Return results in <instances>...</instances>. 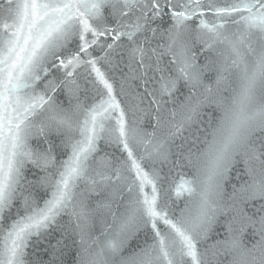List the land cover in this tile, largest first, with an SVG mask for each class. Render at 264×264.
<instances>
[{
  "label": "snow or ice",
  "instance_id": "6c2138e0",
  "mask_svg": "<svg viewBox=\"0 0 264 264\" xmlns=\"http://www.w3.org/2000/svg\"><path fill=\"white\" fill-rule=\"evenodd\" d=\"M70 237L73 264H264V0H0V264Z\"/></svg>",
  "mask_w": 264,
  "mask_h": 264
},
{
  "label": "water",
  "instance_id": "95a60500",
  "mask_svg": "<svg viewBox=\"0 0 264 264\" xmlns=\"http://www.w3.org/2000/svg\"><path fill=\"white\" fill-rule=\"evenodd\" d=\"M201 62H203L202 58H201ZM52 74L54 75L55 72H53ZM119 75H120V73L117 70L116 76L119 77ZM58 95H60L61 99L64 98L63 94L58 93ZM169 106H171V105H169ZM185 135H188V133L186 132ZM177 143H181V141L178 140ZM106 150L110 151V152L113 151V149H106ZM61 158H66V157H61ZM165 171L167 172V168L165 169ZM186 171H187L186 169L174 167L172 169L171 174H170V179L178 180L180 175L185 173ZM34 173H36V175H34ZM38 175H42V173H38V170H36L35 168H29V170L26 172V176L28 177L29 180H36L38 178ZM233 183H237L236 171H233V173H231L230 180L228 183L229 189H230V185ZM35 195L39 199L40 197L44 196V191L41 188L36 187ZM63 219H66V218H63ZM63 219L61 222H63ZM60 235L61 234L59 231H53L51 236H46V237L41 238L42 242H39V243L36 241V238H33V244L28 250V252H29L28 259L30 261L36 260V259L48 260L49 259V253L45 252L44 249L49 248L50 244L55 243V241L60 238ZM65 244L68 246L66 249L67 255L65 256V260H66L67 264H73V257H74V251H75V245L73 244V238L70 237V238L66 239Z\"/></svg>",
  "mask_w": 264,
  "mask_h": 264
}]
</instances>
